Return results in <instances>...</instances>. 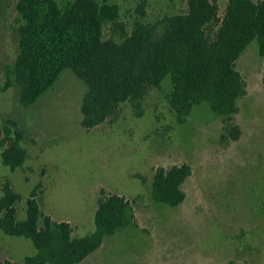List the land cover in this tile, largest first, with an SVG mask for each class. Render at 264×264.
I'll use <instances>...</instances> for the list:
<instances>
[{"label": "rangeland", "instance_id": "obj_1", "mask_svg": "<svg viewBox=\"0 0 264 264\" xmlns=\"http://www.w3.org/2000/svg\"><path fill=\"white\" fill-rule=\"evenodd\" d=\"M107 1L120 7L128 33L138 10L148 23L188 10L187 0ZM214 1L222 15L228 0ZM18 3L0 0V142L5 127L15 130L12 121L27 153L13 171L2 162L0 143V196L7 182L21 195L17 218L26 217L35 191L44 214L68 221L73 235L83 237L95 230L101 193H115L132 203L135 224L106 237L91 264H264V58L258 42L236 62L247 89L232 120L241 130L238 140L229 138V120L208 103L194 106L180 123L169 104V77L142 100L121 103L114 118L86 129L81 106L87 87L70 69L33 106L20 105V88L7 76L19 52ZM113 33L107 23L104 38L119 40ZM182 164L191 167L182 185L185 200L176 207L154 202L157 168ZM35 252L29 239L0 229V262L21 264Z\"/></svg>", "mask_w": 264, "mask_h": 264}, {"label": "trees", "instance_id": "obj_2", "mask_svg": "<svg viewBox=\"0 0 264 264\" xmlns=\"http://www.w3.org/2000/svg\"><path fill=\"white\" fill-rule=\"evenodd\" d=\"M187 6V12L155 23L145 22L144 12L138 10L128 33L119 20L120 7L107 0H19V52L7 76L20 88V105L33 106L70 69L87 87L82 126L92 129L114 118L121 103L142 100L169 77V104L180 123L194 106L208 103L215 114L229 120V138L238 140L241 130L232 120L247 89L236 62L255 40L264 58V0H228L222 15L214 0H187ZM107 23L119 40L104 38ZM10 123L15 130L5 127L0 143L2 162L14 171L27 153L20 145L21 131ZM190 175L188 164L157 168L151 198L180 205L186 197L182 185ZM1 191L0 229L29 239L36 250L21 264H79L106 237L135 224L133 205L125 196L101 193L95 230L76 237L68 221L43 213L35 191L27 199L23 220L17 218L21 195L8 182Z\"/></svg>", "mask_w": 264, "mask_h": 264}, {"label": "crops", "instance_id": "obj_3", "mask_svg": "<svg viewBox=\"0 0 264 264\" xmlns=\"http://www.w3.org/2000/svg\"><path fill=\"white\" fill-rule=\"evenodd\" d=\"M104 242H105V239L103 241L102 246L98 250H96L95 252H93L92 254H90L85 260H83L79 264H91V263H93L92 261L95 258V256L98 257L99 255L102 254V252L100 250L104 247Z\"/></svg>", "mask_w": 264, "mask_h": 264}]
</instances>
